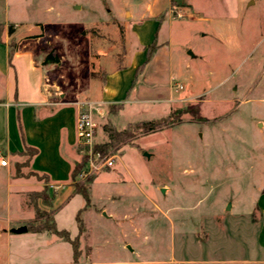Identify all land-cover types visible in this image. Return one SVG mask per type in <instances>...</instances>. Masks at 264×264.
Returning a JSON list of instances; mask_svg holds the SVG:
<instances>
[{"label":"rangeland","instance_id":"374dc122","mask_svg":"<svg viewBox=\"0 0 264 264\" xmlns=\"http://www.w3.org/2000/svg\"><path fill=\"white\" fill-rule=\"evenodd\" d=\"M147 1L0 0V105L32 88L29 60L15 59L26 49L44 70L49 106L100 99L106 75L125 67L128 77L145 59L151 30L138 37L131 9ZM173 1V64L184 100L170 112L157 107L136 115L103 104L98 143L109 140L106 126L135 136L111 149L113 167L84 180L88 156L76 149L74 168L81 171L71 184L75 192L86 189L88 202L81 194L66 198L67 190L57 197L58 189L35 172L62 207L55 223L75 242L74 261L58 244L63 238L44 232L59 240L47 245L33 237L31 228L45 224L54 206L37 198V216L31 191L8 190L9 177L30 178L34 171L28 151L8 155L0 144V158L9 162L0 169V264H264L257 207L264 182V0ZM168 4L159 0L158 8ZM198 107L200 118L190 113ZM171 114L179 122L162 131L134 127ZM19 115L18 107L14 121ZM27 116L22 126L34 134ZM45 141L48 160L52 146ZM23 226L28 232L9 242L11 230Z\"/></svg>","mask_w":264,"mask_h":264},{"label":"crops","instance_id":"0c3cea01","mask_svg":"<svg viewBox=\"0 0 264 264\" xmlns=\"http://www.w3.org/2000/svg\"><path fill=\"white\" fill-rule=\"evenodd\" d=\"M172 1L169 0V4L163 12L158 8L159 0H148L142 8L136 5L132 7L131 16L137 22L134 27L137 29L136 33L138 37H141L143 29L148 28L151 30L150 35L146 37L142 45L145 59L140 63H136L137 69L135 74L128 77H126L128 74H126L125 67L106 75V78L103 79L100 99H91V101L107 105L106 109L109 105H116L118 107L117 114L124 112L128 115H136L147 114L151 109L157 107L170 112L177 103L184 100V97L176 90V85L182 84L177 81L178 74L175 72L173 64L172 36L170 32L171 21L174 18L171 9ZM162 15L163 18L160 19ZM143 23L145 24L142 25ZM155 35L157 36L155 53L143 72L137 74L138 68L146 60L147 48L152 43ZM5 49L6 53L9 54L7 46H5ZM20 52L15 53V59L20 60L23 56H26L24 58L29 60L30 69L27 70V74H31L33 80L32 88L25 86L22 89L21 95L17 90L14 99H8L7 101L5 99L4 105H0V144L5 143V148L8 151V155H10L12 152L23 151L24 142L26 143L25 140L27 139L28 143L26 144L38 150V154L31 161L33 171L48 177V186L58 189L57 197H60L67 190L66 198H70V196L72 198L75 195H79L74 191V187L71 184L74 163L78 160L76 149L79 148L76 135L78 110L75 104L84 99H74L68 104L61 103L57 104V106H49V99L43 88L44 70L35 65L33 55L27 49L24 51V54ZM11 66L15 69L12 63ZM14 72L16 74V69ZM124 77L126 78L124 79ZM8 85L10 90L12 86L11 78H9ZM20 96L22 97L20 98ZM18 107L20 115L17 119L18 121H14V114ZM24 114L28 115L27 117L32 121L33 127H36V129L32 130L34 134L30 133L25 124L22 126L21 116H24ZM25 137L27 138L25 139ZM16 140H19V142L21 140L22 144L16 145ZM42 140H49L52 146V151L47 154L48 160L44 159L46 148H44ZM96 142L98 143L99 141L96 139ZM5 159L8 160L7 157ZM6 168L8 166H0L1 170ZM34 177H17L15 179L9 177L8 190H17L19 192L25 190L41 191L44 189L45 184ZM57 197L53 199L54 210H56L55 217L59 209L62 208L58 209L55 206V199ZM257 207L261 214L258 246L264 255V182L257 199ZM75 220L77 222V216ZM22 235L14 234L9 242L18 239ZM32 235L33 237H38L40 240H46L47 245H52L59 241L48 238V233ZM59 243L67 253H69L68 251L70 253L72 251L74 261L75 255L71 244L65 241H59Z\"/></svg>","mask_w":264,"mask_h":264},{"label":"trees","instance_id":"16d2710c","mask_svg":"<svg viewBox=\"0 0 264 264\" xmlns=\"http://www.w3.org/2000/svg\"><path fill=\"white\" fill-rule=\"evenodd\" d=\"M172 2L175 3V1H172ZM162 18H163V15L161 16L160 19H162ZM156 47H157V36L155 35L152 43L147 48L146 60L138 68L137 74L143 72V70L145 69L147 64L150 62L152 56L154 55ZM51 57L52 56H48L47 60L50 61ZM110 108H111V110H115V108H117V111H118V107L116 105H110ZM190 113L194 117L200 118L199 107L193 108V110ZM178 122H179V118L177 116L174 117L171 114V115L164 117V118H161V119H156V120H151V121H143V122L137 123L134 127L138 132H141L143 134H150L153 132L162 131L168 127H173ZM105 131L108 134V138H109L108 142L104 143V144L99 143L95 146V150L98 152H101L104 155H107L109 153L113 154L111 149L117 147L120 144L128 142L129 139H131L132 137L135 136V134L133 133L134 131L124 130L122 132H118L111 127L109 128L108 126L105 127ZM27 151L29 152L27 154V158H28L27 162L29 165V163L32 161V159L38 154V150L36 148L28 146L24 142V151L23 152L25 153ZM80 171H81L80 167L79 168L75 167L73 170V173H72V179L77 177L79 175ZM31 176H36V173L34 172ZM18 177H24L25 178L26 176L19 175ZM44 179L49 180L47 176H45ZM77 193L81 194L85 198L86 202L89 201V198H88L87 193H86V189L83 186L78 188ZM27 196H28L29 204L34 205L35 212H36L37 216L39 215V212H38V209L36 208V205L34 204V200L36 201L37 198L43 199L44 204H47L49 207H52L54 198L53 197L50 198L49 193L45 189H43L41 191L28 192ZM52 211L53 212L47 216V222L45 224H40V226L37 228H33V229L31 228V232L34 234H40V233L48 232V233H52V234H54L60 238H63L65 241H67L68 243H70L72 245L73 250H74V255H76V251H75L76 250V244H75V242H73V240L70 238L69 232H67L65 230H59L57 228L56 223H55V212H56V210L53 209ZM81 211L82 210H80L78 215H77V221L79 222L80 232L83 230L82 222H81V219L79 218V214L81 213Z\"/></svg>","mask_w":264,"mask_h":264},{"label":"built area","instance_id":"2783aa9c","mask_svg":"<svg viewBox=\"0 0 264 264\" xmlns=\"http://www.w3.org/2000/svg\"><path fill=\"white\" fill-rule=\"evenodd\" d=\"M183 85H176V90H182ZM78 110L76 121V135L78 147L83 149L88 156L87 168L84 169L79 175L81 180L88 179L94 173L103 171L107 167H113L115 163L114 154L104 155L95 150V146L99 143L96 142L98 132L97 118L103 116L104 108L103 103L81 100L75 104ZM9 162L3 157L0 158V166L6 167Z\"/></svg>","mask_w":264,"mask_h":264},{"label":"water","instance_id":"95a60500","mask_svg":"<svg viewBox=\"0 0 264 264\" xmlns=\"http://www.w3.org/2000/svg\"><path fill=\"white\" fill-rule=\"evenodd\" d=\"M11 232L16 235H22L28 232V228L27 226H23L18 229H12Z\"/></svg>","mask_w":264,"mask_h":264}]
</instances>
